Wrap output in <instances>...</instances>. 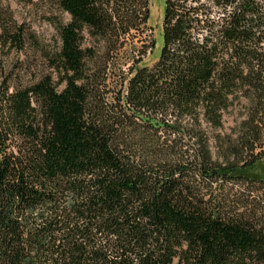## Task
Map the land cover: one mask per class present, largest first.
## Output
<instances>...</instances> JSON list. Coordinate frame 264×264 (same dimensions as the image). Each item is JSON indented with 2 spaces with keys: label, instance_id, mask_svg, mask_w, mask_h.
<instances>
[{
  "label": "trees",
  "instance_id": "16d2710c",
  "mask_svg": "<svg viewBox=\"0 0 264 264\" xmlns=\"http://www.w3.org/2000/svg\"><path fill=\"white\" fill-rule=\"evenodd\" d=\"M151 1L56 0L70 20L47 71L0 91V264H264V178L247 173L264 0H164L143 65ZM1 16L0 48L21 51Z\"/></svg>",
  "mask_w": 264,
  "mask_h": 264
},
{
  "label": "rangeland",
  "instance_id": "374dc122",
  "mask_svg": "<svg viewBox=\"0 0 264 264\" xmlns=\"http://www.w3.org/2000/svg\"><path fill=\"white\" fill-rule=\"evenodd\" d=\"M164 3V0L151 1L150 24L153 26V34L158 40V46L154 52L149 51L144 56L143 65H152L159 57L163 41L161 32ZM1 15H3V19L9 20L10 25L24 27L26 42L21 51L16 49L6 51L0 48V91L10 83V79H13L14 85H25L47 71L46 54L60 44V24L68 23L70 20V14L64 12L56 0H0ZM87 39L88 43H92L93 39L90 36ZM239 111L238 108H231L226 114L224 126L220 130H214L215 133H220L222 138H227V134L232 133L233 129L237 127ZM224 140L215 139L213 146V151L220 159L222 156L218 145H221ZM247 173L251 177L264 178V161L256 164Z\"/></svg>",
  "mask_w": 264,
  "mask_h": 264
}]
</instances>
